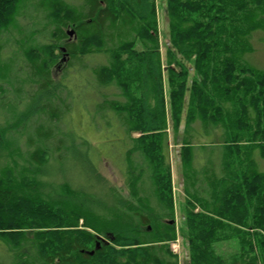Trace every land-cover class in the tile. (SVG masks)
Listing matches in <instances>:
<instances>
[{
	"label": "trees",
	"instance_id": "trees-1",
	"mask_svg": "<svg viewBox=\"0 0 264 264\" xmlns=\"http://www.w3.org/2000/svg\"><path fill=\"white\" fill-rule=\"evenodd\" d=\"M24 2L0 0V100L12 97L4 84L16 83L21 87L13 96L38 89L44 102L40 111L20 115L16 126L1 110L0 248L10 262L178 264L169 248L174 225L161 222L174 217L170 121L173 144H180L190 264H264V71L240 60L250 51L249 36L264 30V0H164L171 50L163 61L155 0H83L79 6L30 0L37 18L20 11ZM21 20L31 21L27 32ZM34 20L45 29H36ZM67 28L72 40L61 48ZM12 30L6 48L3 36ZM12 38L18 51L9 62L16 70L4 55ZM63 55L62 76L85 69L95 78L86 84L92 89L95 83L101 119L113 116L124 127L130 200L108 187L87 157L86 174L101 189L76 191L44 180L68 138L59 127L67 104L52 81ZM90 57L101 62L82 67ZM24 62L28 72L18 76ZM110 89L121 101L107 98ZM33 119L41 124L29 128ZM197 128L221 130L218 172L198 164V146L192 145ZM133 158L142 163L136 166ZM104 236L108 242L95 249ZM221 246L229 252L219 254Z\"/></svg>",
	"mask_w": 264,
	"mask_h": 264
},
{
	"label": "rangeland",
	"instance_id": "rangeland-1",
	"mask_svg": "<svg viewBox=\"0 0 264 264\" xmlns=\"http://www.w3.org/2000/svg\"><path fill=\"white\" fill-rule=\"evenodd\" d=\"M29 1L30 0H25L26 3L24 2V5L22 4L20 11L22 9L23 11L25 10L24 15L29 14L30 18H33L36 9L29 7ZM65 1L74 6H79L83 0ZM155 2L157 9V31L160 46L159 52L163 61L167 49L171 50L168 40L165 2L164 0H155ZM18 24L25 30L23 32H27V28L31 26L29 25L31 24V21L21 20L18 22ZM33 24L32 25L35 26L36 29L39 28L41 31L45 29V24L38 22V20H34ZM64 31H66V35H69L72 30L71 28H67ZM14 32L15 31L12 30V32L10 31L9 33L4 34L3 38L5 41L3 43L6 48L9 47L8 41ZM11 40L13 41V38ZM71 40L72 37L69 36L66 40L60 43L59 47L63 48V43L65 41L67 43ZM247 41L250 51L240 56V60L247 66L264 71V30L255 31L249 36ZM16 48L17 44L13 41L12 50L9 51L10 53L8 52L7 54H4L6 55L8 60L6 58L5 59L8 62H12V54L18 51ZM64 55L52 70V81L55 84L58 83L59 90L57 94L59 95L60 100H64L67 104L65 105L66 108H63L62 110V113L65 114L64 119L66 121L62 118V115H59L65 121L64 125H66V128L64 127L63 123H60L59 127L61 130L66 129V132L62 133H66L68 138L65 137V139H63L64 145L62 146L61 153L59 154L60 157L53 159L51 162V168L45 171V174L43 173L45 176L44 180L50 184H68L71 189L76 191L78 189H86V187L93 190L95 187H97L96 190L101 189L99 185H95L93 179L88 174H86L83 161L87 157L91 164L96 166L97 172L108 184V187L113 189L116 194L121 195L124 199L130 200L128 188L126 186V180L123 174L124 167L127 166L125 153L129 148L127 144V138L124 133V127H122L119 122H116V120H113V116L110 117V121L101 119V115L97 113L96 96H99L98 90L94 87L95 83H93L92 89L86 84L87 79L91 77L95 82V78L93 79L92 75L89 77L88 72H86L85 69L83 71L81 68H74L72 70L69 69L67 76H62L63 69L68 62L67 57ZM97 59V57L84 59L81 62L82 67L84 64L93 66L101 62V59H99L100 61ZM13 64H15L14 61ZM13 64L11 63V65ZM162 64L164 65V62ZM21 65L22 70L20 69V71L16 73L18 76L20 75V72H28L25 62L21 63ZM186 65L189 69V73L192 74L191 66L188 63H186ZM13 70H16L14 65ZM23 78L25 77L23 76ZM20 87L21 86L17 85L16 83H5V90L10 96L12 95V97L4 96V98L0 100V115L2 109L8 112V115H10L8 117L9 119L7 118L8 122L12 123L13 126L17 125L16 122L19 121L18 119L20 115L30 113L32 111H40L44 102V94L42 91H38V89L32 90V93L30 94L31 96H27L26 94H23L22 96H13L15 90ZM60 89L62 91H66L67 98H70V105L72 107L70 111H68L70 108L69 102L65 100V92H60ZM106 93L108 99L121 101L119 97L115 96L117 93L116 91L110 89L106 91ZM15 109H17L20 113L17 117L15 115ZM43 119L45 118L43 117ZM40 124L41 122H37L36 119H33L29 125V128ZM196 130L199 134L196 135L197 137H195V139H192V145L195 147L198 146L197 153L200 156L198 164L200 166L205 165L209 167L210 171L213 173L218 172L219 153L216 147L221 139V130L210 128V134L204 132L203 130L200 131L199 128ZM182 131L183 122L179 127V133L181 134ZM167 133L169 140L166 155L173 183L174 217L173 221H169V219H162L161 222L162 224L169 222L168 224L174 225L176 240L174 242H169V248L171 252L177 256L178 264H190L188 257V243L185 237L187 226L184 210V181L179 155L180 144H173L170 121H168ZM71 144H75L74 151L68 148ZM20 145V152H25L24 143L22 142ZM136 159L133 158V162L136 164V166H139L141 161L139 162ZM259 167L262 171H264V162L259 161ZM197 175L199 178L198 180L203 182L199 174ZM103 239H105L104 241L106 242L109 240L106 236H104L98 239L97 243L101 245ZM237 247L238 245L236 244V248ZM218 250L219 254H227V252H229V249L225 246H221V248H218ZM7 256L8 254H6L5 251L1 250L0 248V264H13V262H10L11 260Z\"/></svg>",
	"mask_w": 264,
	"mask_h": 264
},
{
	"label": "water",
	"instance_id": "water-1",
	"mask_svg": "<svg viewBox=\"0 0 264 264\" xmlns=\"http://www.w3.org/2000/svg\"><path fill=\"white\" fill-rule=\"evenodd\" d=\"M99 246H100L99 243H97L95 249H99ZM89 254L92 255L93 252H91V253H89Z\"/></svg>",
	"mask_w": 264,
	"mask_h": 264
},
{
	"label": "flooded vegetation",
	"instance_id": "flooded-vegetation-1",
	"mask_svg": "<svg viewBox=\"0 0 264 264\" xmlns=\"http://www.w3.org/2000/svg\"><path fill=\"white\" fill-rule=\"evenodd\" d=\"M73 35V33L71 32L68 36H72Z\"/></svg>",
	"mask_w": 264,
	"mask_h": 264
}]
</instances>
